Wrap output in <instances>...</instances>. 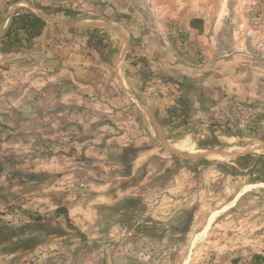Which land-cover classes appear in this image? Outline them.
<instances>
[{
  "label": "rangeland",
  "instance_id": "obj_1",
  "mask_svg": "<svg viewBox=\"0 0 264 264\" xmlns=\"http://www.w3.org/2000/svg\"><path fill=\"white\" fill-rule=\"evenodd\" d=\"M150 1L0 0V37L6 41L14 17L33 13L44 21L41 30L47 25L69 32L72 54L78 49L73 43L85 42V50H80L82 59L91 63L98 58L114 61L120 57L122 42L127 41L130 49L126 54L133 66L149 70L141 44L135 46L144 36L129 31L133 19L124 12L148 11ZM246 1L249 25L264 33V0ZM193 24L201 26V22ZM18 30L22 29H16V33ZM168 33L175 52L191 61L200 59L201 52L190 33L176 20L168 22ZM18 37L28 39L26 34ZM106 68L114 75L110 67ZM138 82L132 93L135 103L127 105L128 114L105 117L109 121L112 118L113 123L126 117L134 120V130L128 132L135 139L133 146L110 149L114 157L110 161L116 168L110 164L99 171L81 154L69 165L60 158L50 165L39 163L30 174H17L12 164L6 167L0 176V228L7 230V236L0 239V264H240L228 252L226 239L229 233L235 236L243 230L255 235L259 230L249 223L259 224L261 212H257V206L264 208V187L252 189L248 183L264 180V105L246 103L234 96L228 100L227 115L219 121H201L207 124L203 128L210 126L212 130H193L197 142L175 145L181 151H174L169 143L159 141L152 123L166 126L167 138L174 144L182 139V131L177 129L189 127L192 119H178L167 105L159 110L162 104L155 97L149 100L155 115L147 116L138 106L142 102L138 92L141 80ZM137 101L140 104L136 105ZM236 103L247 108L243 116L237 113ZM120 107V111L125 110V102ZM143 125L144 130L153 128L154 135L143 132ZM140 145L144 146L142 150L157 153L139 161ZM198 148L214 152L209 157L213 164L207 158L194 160L187 155ZM71 150L78 149L75 146ZM125 151L126 163L117 164ZM247 188L252 190L240 197L232 212L241 219L236 221H241L238 226L233 223L229 226L232 230L228 229L227 219L220 216L223 227L207 232L206 222L213 211L227 203L235 189L241 192ZM253 207L257 211L249 212ZM190 235L194 242L198 239L192 243L193 251L197 249L194 257ZM251 262L257 260L251 258L248 264Z\"/></svg>",
  "mask_w": 264,
  "mask_h": 264
},
{
  "label": "crops",
  "instance_id": "obj_2",
  "mask_svg": "<svg viewBox=\"0 0 264 264\" xmlns=\"http://www.w3.org/2000/svg\"><path fill=\"white\" fill-rule=\"evenodd\" d=\"M234 1L151 0L148 11L124 12L133 19L129 31L135 30L144 36L135 45L141 44V54L147 59L144 61L149 70L144 71L128 59L126 52L130 46L126 37L122 39L126 42L120 46L119 58L114 61L98 58L95 63L80 58L85 42L73 43L78 49L71 53L73 46L66 29L45 25L38 36L18 39V43L9 46L0 37V176L10 164L17 174H30L39 163L50 165L55 158H60L69 165L79 154L86 157V161L90 159L99 171L114 164L110 161V149L133 146L135 139L128 132L134 130V120L126 117L113 123L112 118L109 121L105 117L128 114V102L130 106L135 103L132 93L138 80H141L138 92L142 102L141 106L138 101L136 105L147 116L154 114L149 100L155 97L162 104L159 110L168 106L167 110L173 109L178 119L184 116L192 119L189 127L184 125L177 129L182 131V139H176L174 144L167 138V127L153 120L159 141L169 143L174 151L179 150L175 145L197 142L191 134L193 130L203 133L212 130L210 126L203 128L207 124L202 122L219 121L227 115L228 100L234 96L246 103L264 105V33L249 25L247 1L238 0L236 4ZM172 19L190 33L201 52L199 60L191 61L185 54L174 51L168 33V22ZM199 22V27L193 24ZM17 35L24 37L25 32L18 30ZM106 67H110L114 75ZM118 101L120 105L125 102V110L120 111ZM98 128H102L99 134ZM152 129L148 126L144 130L142 126L143 132L154 135ZM75 146L78 150H71ZM140 146L139 161L157 153L142 150L144 146ZM206 153L204 158L211 163L209 157L214 152ZM119 158L117 164L126 163V151ZM111 166V169L116 168ZM98 170L95 173L98 174ZM263 181L251 180L248 184L255 189L264 187ZM99 186L104 187L103 183ZM252 189L241 192L235 189L228 202L213 211L205 230L223 227L224 224L219 223L220 216L227 219L228 229L233 223L238 226L241 221H236L241 219H236L232 212L240 197ZM255 207L249 212L257 211L253 210ZM257 207V212H261L257 217L259 224L249 223L259 229L255 235L242 233L240 229L242 231L235 236L229 233L226 239L228 252L237 257L240 264H248L251 258L257 260L254 264H264V208ZM197 240L196 237L194 242V236L190 235L192 257L197 251H193L192 243Z\"/></svg>",
  "mask_w": 264,
  "mask_h": 264
},
{
  "label": "trees",
  "instance_id": "obj_3",
  "mask_svg": "<svg viewBox=\"0 0 264 264\" xmlns=\"http://www.w3.org/2000/svg\"><path fill=\"white\" fill-rule=\"evenodd\" d=\"M43 24L44 21L33 13L21 14L18 17H14L11 22V27L7 32L5 42L8 46L16 43L19 39L16 29L19 28L25 32L28 39L33 38L40 33ZM6 231V229L0 228V239L7 236L5 233ZM30 241L31 240H28L27 242Z\"/></svg>",
  "mask_w": 264,
  "mask_h": 264
},
{
  "label": "bare ground",
  "instance_id": "obj_4",
  "mask_svg": "<svg viewBox=\"0 0 264 264\" xmlns=\"http://www.w3.org/2000/svg\"><path fill=\"white\" fill-rule=\"evenodd\" d=\"M7 19H8V17L5 19L4 23L7 21ZM206 152L207 151H202V150H195L194 151L193 150V151L187 153V155H189L190 158L198 159V158H204V156H206V154H207Z\"/></svg>",
  "mask_w": 264,
  "mask_h": 264
},
{
  "label": "built area",
  "instance_id": "obj_5",
  "mask_svg": "<svg viewBox=\"0 0 264 264\" xmlns=\"http://www.w3.org/2000/svg\"><path fill=\"white\" fill-rule=\"evenodd\" d=\"M235 108H236L237 113H239L241 116H243L247 110V108L240 103H236ZM245 108H246V110H245Z\"/></svg>",
  "mask_w": 264,
  "mask_h": 264
}]
</instances>
